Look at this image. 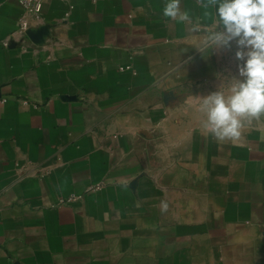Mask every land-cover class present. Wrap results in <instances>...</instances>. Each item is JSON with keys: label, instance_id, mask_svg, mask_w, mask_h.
<instances>
[{"label": "crops", "instance_id": "crops-1", "mask_svg": "<svg viewBox=\"0 0 264 264\" xmlns=\"http://www.w3.org/2000/svg\"><path fill=\"white\" fill-rule=\"evenodd\" d=\"M165 2L0 0V264H264V117L203 130L235 48Z\"/></svg>", "mask_w": 264, "mask_h": 264}, {"label": "clouds", "instance_id": "clouds-1", "mask_svg": "<svg viewBox=\"0 0 264 264\" xmlns=\"http://www.w3.org/2000/svg\"><path fill=\"white\" fill-rule=\"evenodd\" d=\"M202 15L195 19L182 9V0H166L162 14L192 33L203 55L235 48L236 74L227 92L202 97L203 130L217 141H236L245 122L264 117V0H198ZM205 55V56H207Z\"/></svg>", "mask_w": 264, "mask_h": 264}, {"label": "built area", "instance_id": "built-area-1", "mask_svg": "<svg viewBox=\"0 0 264 264\" xmlns=\"http://www.w3.org/2000/svg\"><path fill=\"white\" fill-rule=\"evenodd\" d=\"M19 2L23 5L24 9L27 12H29L30 14L38 16L42 12L44 0H19ZM26 25L27 24L24 23L22 25V28H25ZM102 188L103 187L101 184H97L95 186H90L88 188V191H96V190H100ZM74 198L75 197L72 196V198H69V200L74 199Z\"/></svg>", "mask_w": 264, "mask_h": 264}]
</instances>
